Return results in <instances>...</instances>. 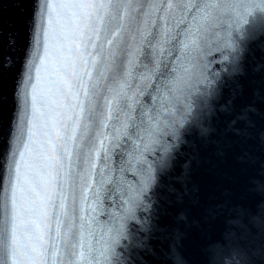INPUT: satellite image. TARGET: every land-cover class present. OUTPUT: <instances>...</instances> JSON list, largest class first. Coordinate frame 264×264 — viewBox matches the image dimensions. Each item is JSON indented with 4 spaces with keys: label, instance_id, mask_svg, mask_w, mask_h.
<instances>
[{
    "label": "snow or ice",
    "instance_id": "snow-or-ice-1",
    "mask_svg": "<svg viewBox=\"0 0 264 264\" xmlns=\"http://www.w3.org/2000/svg\"><path fill=\"white\" fill-rule=\"evenodd\" d=\"M13 4L0 264H264V0Z\"/></svg>",
    "mask_w": 264,
    "mask_h": 264
},
{
    "label": "water",
    "instance_id": "water-1",
    "mask_svg": "<svg viewBox=\"0 0 264 264\" xmlns=\"http://www.w3.org/2000/svg\"><path fill=\"white\" fill-rule=\"evenodd\" d=\"M206 180L207 182L205 184V190L212 191L215 178L212 176H208ZM159 248H160L161 253L167 252V247L163 243L159 244ZM194 250H195V240L190 239L189 241L186 242V251L188 252L190 258H194V256L192 255ZM158 258L161 259V261H166L168 259L164 255H161Z\"/></svg>",
    "mask_w": 264,
    "mask_h": 264
}]
</instances>
